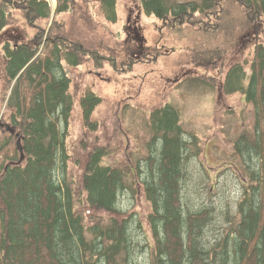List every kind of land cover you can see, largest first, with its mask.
Masks as SVG:
<instances>
[{
  "label": "trees",
  "instance_id": "obj_1",
  "mask_svg": "<svg viewBox=\"0 0 264 264\" xmlns=\"http://www.w3.org/2000/svg\"><path fill=\"white\" fill-rule=\"evenodd\" d=\"M47 1L0 0V34L14 23L16 11L35 29L28 42L5 41L2 45L4 85L9 94L8 122H0V264H119L120 253H124L120 264H134L132 215L120 221L111 218L105 227L98 223L86 226L73 208L64 175L72 111L71 78L65 67L92 59L99 68L107 58L71 39L59 16L80 2L88 6L98 1L106 19L115 21L117 0H55L52 18ZM140 2L147 15L160 21L159 31L197 26L206 36L226 35L224 45L229 46V37L242 19L232 14L236 3L248 22L263 29V38L259 39V31L252 43L251 60L230 63L222 81L224 94H241L258 108L256 139L234 143L235 153L243 161L255 158L257 169L250 165L243 169L249 182L237 205L239 220L231 238L207 244L204 232L212 220L211 209L183 207L181 188L189 151L180 110L164 103L150 112L148 126L155 144L137 181L149 204L151 264H264V0ZM226 45L191 48L190 59L204 69L217 68ZM137 62L131 58L129 67ZM197 79L216 87L217 78L210 73ZM101 102L94 93L80 97L83 125L89 130L98 128L91 116ZM18 142L24 156L21 161ZM109 154L106 146L89 152L82 187L88 207L111 215L122 213L117 202L125 187L122 169L103 163Z\"/></svg>",
  "mask_w": 264,
  "mask_h": 264
},
{
  "label": "rangeland",
  "instance_id": "obj_2",
  "mask_svg": "<svg viewBox=\"0 0 264 264\" xmlns=\"http://www.w3.org/2000/svg\"><path fill=\"white\" fill-rule=\"evenodd\" d=\"M49 2L53 7L52 18L56 1ZM223 6L227 7L228 3L224 1ZM233 7H236L232 12L234 18L242 19L229 37L230 45L225 44L227 51L222 60L217 61L218 67L207 70L190 59V49L225 47L226 35L206 36L197 26L159 31L160 21L144 12L140 0H117L115 21L106 19L98 1L88 6L80 2L73 10L59 16L71 39L107 58L99 68L92 59L77 67H65L71 78L72 111L67 126L68 160L64 175L73 208L86 226L98 223L105 227L110 225L111 218L120 221L131 214L129 229L134 264H151L153 240L147 224L149 204L137 176L140 181L139 169L145 167L153 154L155 143H152L153 133L148 126L150 112L164 103L180 110V123L188 143L186 176L181 188L183 207L191 211L211 209L212 220L204 232L207 244L231 238L238 223L237 205L243 187L249 182L243 169L250 165L256 170L257 164L255 158L243 161L235 153L234 143L239 139L247 142L256 139L258 108L246 102L241 94H224L222 81L230 63L251 60L252 43L259 31V39L263 38V29L248 22L237 3ZM14 16V23L0 34V122L6 123L9 91L4 85L2 45L5 41L28 42L35 33L20 11ZM155 55L156 59H150ZM131 58L140 62L129 67ZM209 73L217 78L214 89L197 79ZM88 93L102 99L91 116L98 124L96 130H89L82 121L79 100ZM96 146L110 150L103 159L104 164L123 171L125 188L117 202L120 214L94 210L85 203L82 175L88 154ZM123 256L124 253L118 256L119 264Z\"/></svg>",
  "mask_w": 264,
  "mask_h": 264
},
{
  "label": "water",
  "instance_id": "obj_3",
  "mask_svg": "<svg viewBox=\"0 0 264 264\" xmlns=\"http://www.w3.org/2000/svg\"><path fill=\"white\" fill-rule=\"evenodd\" d=\"M52 12H53V10H52ZM18 149H19V152H20V160L19 161H21L24 158V156H23V151H22V149L20 147V142H18Z\"/></svg>",
  "mask_w": 264,
  "mask_h": 264
},
{
  "label": "bare ground",
  "instance_id": "obj_4",
  "mask_svg": "<svg viewBox=\"0 0 264 264\" xmlns=\"http://www.w3.org/2000/svg\"><path fill=\"white\" fill-rule=\"evenodd\" d=\"M50 7H51V5H50Z\"/></svg>",
  "mask_w": 264,
  "mask_h": 264
}]
</instances>
